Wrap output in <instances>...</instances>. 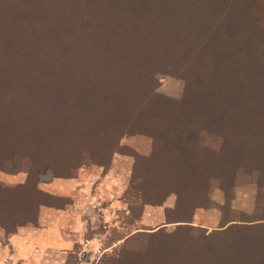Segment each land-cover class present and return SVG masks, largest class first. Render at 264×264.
<instances>
[{"label": "trees", "instance_id": "16d2710c", "mask_svg": "<svg viewBox=\"0 0 264 264\" xmlns=\"http://www.w3.org/2000/svg\"><path fill=\"white\" fill-rule=\"evenodd\" d=\"M160 73L184 80L180 99L159 92ZM133 135L153 151L133 153L129 196L176 195L168 223L192 222L214 186L229 200L256 182L262 195L222 230L145 232L156 257L125 249L111 263L264 264V0H0V172L26 174L0 180V227L63 208L39 183L109 166Z\"/></svg>", "mask_w": 264, "mask_h": 264}, {"label": "rangeland", "instance_id": "374dc122", "mask_svg": "<svg viewBox=\"0 0 264 264\" xmlns=\"http://www.w3.org/2000/svg\"><path fill=\"white\" fill-rule=\"evenodd\" d=\"M158 78L161 94L173 99L182 97V78L164 73ZM122 144L132 150L115 154L107 167L87 164L77 177H46L41 181V189L66 198L55 201L63 208L43 206L37 225L19 227L13 234L0 227V260L5 264H64L72 251L76 256L72 264H113L125 249L136 255V248H140L141 258L148 251L156 257L154 247L159 237L141 234L158 229L173 231L177 224L195 225L210 234L230 224L221 227L225 216L243 218L255 212L262 195L258 183L235 185L229 200L222 188L214 186L210 192L212 204L198 209L192 222L168 223L166 212L175 206L176 195L161 205L142 207L141 201L128 193L135 164L133 153L151 155L152 140L133 135L123 138ZM25 179L26 174L19 169L0 172L5 185Z\"/></svg>", "mask_w": 264, "mask_h": 264}, {"label": "crops", "instance_id": "0c3cea01", "mask_svg": "<svg viewBox=\"0 0 264 264\" xmlns=\"http://www.w3.org/2000/svg\"><path fill=\"white\" fill-rule=\"evenodd\" d=\"M0 264H5L4 261H3V259L0 260ZM64 264H65V262H64Z\"/></svg>", "mask_w": 264, "mask_h": 264}]
</instances>
